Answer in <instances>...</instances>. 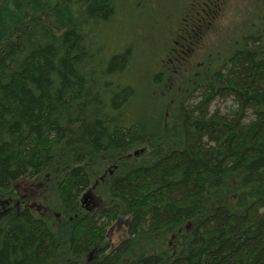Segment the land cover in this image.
Masks as SVG:
<instances>
[{
	"label": "trees",
	"instance_id": "1",
	"mask_svg": "<svg viewBox=\"0 0 264 264\" xmlns=\"http://www.w3.org/2000/svg\"><path fill=\"white\" fill-rule=\"evenodd\" d=\"M123 4L0 0V264H264V14L167 95L214 13L139 79L145 51L108 47Z\"/></svg>",
	"mask_w": 264,
	"mask_h": 264
},
{
	"label": "rangeland",
	"instance_id": "2",
	"mask_svg": "<svg viewBox=\"0 0 264 264\" xmlns=\"http://www.w3.org/2000/svg\"><path fill=\"white\" fill-rule=\"evenodd\" d=\"M123 1L125 4L121 5L117 14H119L120 22L124 25L122 28V23H115L116 21L113 23V27L107 37L108 47H116L118 44H120V47L129 45L132 47L134 55L145 51L148 56L145 63L144 61L136 64L131 62V66L136 65V67L140 68V72L136 73L139 79L140 77L145 79L148 75L157 73L159 71L157 63L161 69H168L171 74L177 75L176 72H173V70L177 69L175 66L171 67V69L167 66V63L170 64L169 66L177 63L180 68L178 70L185 72L181 77V82L166 81L164 76H161V84L163 86L169 83L167 87H163V91L167 95L173 94L177 90L180 92L190 90L191 86L188 88V85H186L187 80L191 77L187 70L192 71L194 67L202 70L205 65L202 59L207 50L213 47L215 49L217 47L221 48L224 43L234 39L237 42L235 44L232 43L231 46L234 50L240 49L242 45L241 37L258 31L262 25L259 14L261 11L264 14V0H228L216 19L215 27L212 28L213 32L201 43L196 44L189 60L186 61L184 59L185 63L183 64L180 61L184 62V60L180 59L171 64L170 57L167 56L169 45L173 44L172 39L175 38L176 34L182 33L179 30L180 26L184 27L189 22L188 20H190L193 10L198 11L203 8L200 6L192 7V5L204 0ZM256 3L258 4L257 6ZM121 29L122 32H120ZM183 31L185 30L183 29ZM164 59L165 61H163ZM211 65L210 63L208 66ZM173 107L174 105L172 104L171 108L173 109ZM24 182L21 181L14 185V190L17 193L4 199L7 203L14 202L15 198L19 200L27 199L28 196L31 199L38 198V191L32 186L33 184ZM23 187H30V189L23 190ZM120 235L121 232L117 229L113 228L110 230V238L113 243L118 240Z\"/></svg>",
	"mask_w": 264,
	"mask_h": 264
},
{
	"label": "flooded vegetation",
	"instance_id": "3",
	"mask_svg": "<svg viewBox=\"0 0 264 264\" xmlns=\"http://www.w3.org/2000/svg\"><path fill=\"white\" fill-rule=\"evenodd\" d=\"M204 1H206V0H204ZM204 1H201L199 3L203 4ZM227 1L228 0H207L206 1V2H208V4H206L207 7L204 11L208 10V11H211L214 13V16H213L214 17L213 18L214 24L216 22L217 17L220 15L221 9H223L225 7V4ZM199 3H197V4H199Z\"/></svg>",
	"mask_w": 264,
	"mask_h": 264
}]
</instances>
